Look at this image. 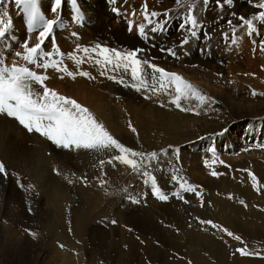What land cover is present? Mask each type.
<instances>
[{
	"label": "bare ground",
	"instance_id": "1",
	"mask_svg": "<svg viewBox=\"0 0 264 264\" xmlns=\"http://www.w3.org/2000/svg\"><path fill=\"white\" fill-rule=\"evenodd\" d=\"M153 1L154 2L152 3L142 0L141 5H139L138 3H133L134 2L133 0L132 1L129 0L127 6L129 5L128 7H130V5L133 3L140 7H143L146 3L147 7H150L152 5H156L161 8L166 7L165 8L166 10H164V8L162 10L164 12L169 11L168 15L167 16L161 15L160 17H151L153 24L150 25L148 24V21L145 20L144 18L143 9L139 7V9L133 12L136 15H134L135 21L133 20L131 21L132 28L130 31L129 23H128L129 20L125 24L119 22L122 19L120 20L118 19L117 22L116 20L115 21L112 20L113 13L111 9L115 8L117 10V6L122 5L125 2V0H115L114 3L112 2V0H76L75 4H73L72 0H61V5L59 8L56 9V12L52 11V9L56 7L55 0H37V6L39 8V11L45 17V19L58 20V23L54 26L53 32L45 41V44L43 45V49L45 52H54V48L52 49L53 46V43L51 42L53 40L52 38H54L53 41L55 42L56 46H58V44L72 46L73 44L76 43V36H73L72 33H75V29H80L83 30L82 31L83 35H81L82 39L91 40L95 38L97 39V41L98 40L105 41L107 44L110 45V47L112 46L113 48H116V46L118 47L120 46L123 49H125V50L121 49L123 51L141 49L144 47L148 50V54H149L148 57L152 58V60H150L151 62L165 61L168 64L167 66L168 68L181 70L184 74L189 75L192 79H196L195 76L198 74V72L202 71L203 68H210V71L224 69L223 63L226 60V56L223 53L224 50L226 49L220 46L217 47L216 50L212 51L211 58L208 56V53H205L203 55L200 53L198 54L197 51L199 50L200 52L199 48L207 47L209 42L205 43L201 40H195L194 38L189 36V34L187 33L188 29L186 32L185 30L186 28L181 27V24H183L182 21L181 20L179 21L178 18H176V16L172 15V13L176 14L177 12H171L170 10H167L172 7L175 11H177L183 9L184 6L177 5L176 0H153ZM184 1L185 0H182V3L186 5V2L184 3ZM261 1L262 0H245L241 2L240 0L239 1L237 0L234 7H232V10L239 14L246 15L249 14L251 11H255L257 3ZM168 6L171 7L167 8ZM152 9L153 8H151L150 11H153ZM4 13H6L7 15H3ZM211 16L213 18L215 17L214 12H211L210 17ZM77 17H79V19ZM0 19H3V21L5 22V27L3 28L4 34L0 35V66L11 67L13 64H16L21 67L33 66L34 70L37 71L38 73L40 74L48 73L52 76L56 75L55 73L59 72L53 67H49L47 69H43V68L35 69V66L29 65L26 61L23 60L22 56L17 57V59L14 61H11V59L7 58L5 52L9 51L10 49H15L14 51H16V49L18 48H23L25 43H27L29 46H32L35 43V37L38 35V32L31 30L28 14L25 11H23V9L20 6L16 5L14 0H3V2L0 3ZM65 20H68L70 22L69 26L66 28L71 30V32L63 28L64 26L63 23L65 22ZM157 20H159L161 24H163L166 20L167 22L174 21V25L176 27L180 25L179 26L180 28L182 29L185 28V29L179 30V28L177 27L178 29L176 28V30L175 29L173 30L172 29L173 26H172L171 32L169 34H166L165 32H163L160 35L153 34L152 37L155 44L152 46L154 47H148L145 45L146 43L144 44L143 42H141L139 38V36H141L139 34V25H141V23L143 22L146 33L149 32L153 26H155ZM123 21L125 22V20ZM144 21H146V23H144ZM213 24L216 25V23ZM261 27L262 29H264V25H261ZM149 36H151V34ZM185 38H187L188 42L182 44V41ZM224 45L226 46V44ZM168 47L174 48L176 54L175 56L167 55L169 54L167 53V51L162 52V49ZM239 48L241 49V47ZM236 50L234 49V51ZM20 51L21 54H24L26 52L25 50H20ZM81 51L83 50L81 49ZM249 51H251L250 48L248 49V55L255 54L254 56L256 57L255 59H252L254 60L253 64L246 63V65L243 66L244 64H242L241 62L238 63L235 60L237 58L234 57L236 53L232 52L229 61L230 65H228L227 67L229 71H236L235 74L237 73L238 75V73L241 70L244 71L250 70L251 67L253 68L256 67L255 66L256 64H259V66L262 64L260 66L261 67L260 69L264 70V55H263L264 52L260 54L261 52L258 51L257 52L256 51L249 52ZM239 52L240 51H238V53ZM54 56H55L54 60L57 62L62 61L63 62L62 64H65L64 62L68 58L67 57L66 60L64 61L63 58L58 59L56 54H54ZM247 58L249 59L250 57L247 56ZM42 62L49 63L48 59L43 57H42ZM90 62L91 61L88 60V62H86V65L87 63L90 64ZM62 64L60 66H62ZM196 65H198L197 67L200 68L196 67L197 69H195L194 66ZM243 67H247L248 69L245 68L243 69ZM257 72H259V70H257ZM192 74H196V75L193 76ZM60 75H62L61 72ZM231 77L233 78V76ZM249 78L252 81L260 80L259 78H251V77ZM150 81H151L150 83H152V86L153 85L157 86L158 83L157 81H153L152 79H150ZM44 83H46V81ZM261 83L264 84V82ZM252 84H254V82ZM98 85H96L94 88L88 86L87 87L88 90L83 87L82 90L86 91L87 93L89 90L94 89L95 91L94 96L87 101L89 103H92V105L96 107L94 108L100 117V118L97 117L96 119L99 118L101 122L105 123V125L111 129L112 132H117V134L119 135L118 138L120 140H125L128 143V139H131L130 136H134L136 138L135 143L137 142L136 145L146 141L153 143V141H149L150 137L149 138L146 137L147 135L146 131H148V134L151 135L152 137L155 134H159L167 138L165 144L160 145L161 141L158 143L157 141H154L155 143L153 145L151 144H150L151 146L148 145L150 150L153 149V146L154 148L161 150L160 152L157 151L160 153L157 154V159L148 162L151 166L155 167L156 165L159 167H164L163 168L164 170L165 169L172 170V168L176 166V161H177L175 153L181 152L180 158L184 169H186L187 171H191L192 167L196 166V168L198 169L200 168L199 171L201 172L203 171L202 169L204 164L215 163L216 158L214 153L221 151L220 149H226L228 147H231L236 149L238 148V150H240L241 152L243 151L244 157L241 158L240 161L227 165L225 164L219 165L217 169L220 170L212 169L211 168L212 166L210 167L209 173L206 172V175L203 177L202 185L203 188H205L202 193L203 197L200 199L198 204L196 203V206H192L194 209V214L196 215V222H194L193 224H189L187 226L185 225L182 226L186 228L185 231H187L186 234L188 235L187 243L190 244V246L194 245L195 241H194L193 233L194 231L196 232V230L198 229L205 234L206 241L210 242L212 241L211 239H213L214 241L219 243V241L221 240L222 242L225 243L224 247L226 249L229 247L232 252H237L236 248L240 249V244L236 240L227 237H225V239L222 240L220 239V236L215 234V231L220 229L219 226L221 227V229L223 228L230 229V227H232L235 230H239L236 226H234L231 223L230 214L232 213L236 214L237 210H241L243 213L242 217H245L246 226H250V228L245 229L246 235L251 238H254V240L251 241L250 243L251 244L254 243L264 247V237L262 238V241H259V238H261L260 235L264 236V195L259 196L256 194L257 190H260V193H264V186L261 185V181L264 180V178H261V176L264 177L263 176L264 174L263 175L260 174L262 172L261 171L262 167L259 169L260 163L256 159L250 158L251 156L250 155L248 156L249 153L245 154L248 151V150L246 151V149L248 148L252 149V147L259 146V144L261 145L260 148L259 149L255 148V149H258V151L264 153V88L260 87L261 85L256 86L258 88L255 89L250 86L248 87V90L247 88L245 89L244 86L241 84H238L237 86L236 85L235 86L222 85L219 87L216 86L217 88L214 86L215 88L213 90H208V88L210 87H198L193 85L204 96L210 97L211 99L204 103H201L199 100L195 98L182 100L181 101L182 106L184 108H190L192 109V111H181L180 108H177L176 105L171 102L174 98V95L176 94L170 92L169 90L163 92H161L160 90L157 91L151 90V92L149 93L151 97H156L155 102L150 104L149 102L143 101L144 103L141 108L142 109L141 114L139 112L137 114L136 112V115H138V117L135 120H132L136 128L138 129L137 132L136 131L133 132L128 128V124L126 121L129 119L130 116L127 114V112L123 111V107H122V104L124 102L131 101L132 98H135L133 95V90L129 88H125L126 90L122 92H118V94L121 93L123 95V98L120 99L121 96L119 97V95L117 97L118 99L114 98L116 106H113L112 102L111 101L109 102L110 99L109 100L106 99L108 97V96L106 97V95L109 94V92L105 93L104 95L99 91ZM35 86L34 87L37 90L42 91L40 85L36 84ZM101 87H103L104 89L107 88L108 90L109 87L111 86H109V84L108 86L106 84H102ZM253 91H255L257 95H253ZM197 112L199 113L198 115L196 114ZM156 129H158V131ZM154 130H156L157 133H154L153 132ZM252 136L254 138H252ZM203 146H205L206 148L202 149ZM174 149L176 150V152H174ZM154 150L156 151V149ZM163 150H166V153ZM0 156L8 165L11 164L16 167L17 163H19L20 161L21 164L24 163V166L26 168H30V170L28 171L29 173H27L28 175L26 176V178H23L22 180H26L28 182L34 180L35 182H38L40 184L41 194H43V197L44 196L46 197V203H48L50 207L48 209V212L46 213L48 217L47 219H45L46 220L45 226L46 229H48L47 231H49L48 233L52 234L53 237L49 238L50 243L48 247H46L47 250L44 252L43 255H41L40 264H86L87 263L86 259H88L86 254L88 252L87 242L89 241L94 242L95 240H98L103 245V243L106 241L105 232L102 230L101 227L95 224L96 218L93 217H96L101 213L103 214L105 211L104 209L110 206V205H106L102 209L103 205L101 204L103 201L108 199L109 197V196L107 197L108 192L110 191L113 192L115 188H118V185L120 183L122 185L125 183L126 175L128 174V170H129L128 166L119 163L118 167L114 166V168L112 169V167L107 163L103 165H101L100 163L98 164L97 163L98 160L96 158L89 159L85 164L86 171L88 172L85 173V175H89V177L87 178L85 177L87 179V186L84 187L85 185L84 181H83L84 185H82L81 183L83 182H81L80 180H76V181L74 180L76 182L75 193L81 195V197L79 198H83L82 201H84L87 204V206L85 204V207L88 208L87 210H85V208L82 206L83 203H81L80 206L78 205L79 207L78 206L74 207V209L71 211V217H70L71 221L69 218H68L69 220L67 219L68 221H70L69 222L70 225H69V223L65 220L63 216V210L65 206H68V203L73 201V198L69 192L67 185H63L62 184L63 181H61L62 179L61 180L59 179V177L61 176L58 175L59 176L58 177L55 176L56 174L54 175L52 173V168L56 167L59 170H61L60 172L69 171L70 173L72 171H75L76 173V170L73 167L76 166V160H78L79 158L78 155H77L78 157L76 158V150L75 149L68 150L62 147H58L54 142H52L51 140L47 139L42 135L37 134L35 131L29 132L15 118L9 117L6 114H0ZM95 163L101 165L100 166L101 168L99 166L93 165ZM217 164L218 163H216V165ZM93 166L95 167V169L97 168V170L93 169ZM91 171H94V173L91 174ZM132 171L134 170L132 169ZM213 172L218 173V175H212ZM249 172L254 174L257 178L258 183L256 187L253 186L254 182L249 176ZM2 176L4 177V175ZM187 178L189 179L188 176ZM187 178L186 176L184 177V182L190 183L191 182L190 179L188 180ZM174 182L176 184V187L178 186L177 188H180L181 183H179L178 181H174ZM216 189L220 191L217 193L221 194L222 196H219L217 193H215ZM120 190H123V188ZM144 197H146L144 198L145 200H148V195ZM109 200L111 199L109 198ZM204 200H206L207 202H204ZM79 201H81V199ZM231 201L233 203H237V204L239 203L240 205H236L234 207L235 210H233V207L230 208ZM241 201H244V203L242 204ZM70 204H72V202ZM209 204H211L212 208H214L212 209L210 207L211 211L212 210L215 211L217 208H219V210H223L221 212L223 215V219L220 220V222L216 220L212 221L215 225H217V227H212L211 224L201 223V221L211 220L208 217ZM171 205H173L171 208L174 207L173 211L175 212L176 215H183V213L185 212L184 210L185 208L182 207L183 203L181 204V202L176 201L175 203L173 202V204ZM200 206H205L204 208L207 210V212L200 210V208H202ZM127 210L129 211H126L124 207L117 209V214L119 216L120 224H121L120 226L124 228L130 226L137 228L138 220L136 218L138 216V213H134V211L130 210V208ZM225 210L228 212H226ZM9 212H5L6 214L5 213L4 214L9 215ZM190 212H192V210H190ZM192 213L191 215H193ZM11 217H12L11 220L12 222L14 219L13 216ZM83 229L88 231L86 240H83L84 236L82 237L81 231H83ZM248 229H253V231L249 232ZM69 230H73L76 236L74 235L72 238H69L67 233V231L70 232ZM162 235L164 234L162 233ZM194 235L196 236V234ZM55 236L56 238H54ZM61 242H63L64 244L63 248L62 246L61 248L59 247ZM196 244L197 242L195 243V245ZM237 254L240 253L239 252L235 253V255Z\"/></svg>",
	"mask_w": 264,
	"mask_h": 264
},
{
	"label": "rangeland",
	"instance_id": "2",
	"mask_svg": "<svg viewBox=\"0 0 264 264\" xmlns=\"http://www.w3.org/2000/svg\"><path fill=\"white\" fill-rule=\"evenodd\" d=\"M133 1H134L133 3H138L139 5H141L142 0H133ZM145 1L152 2V3L154 2L153 0H149V1L145 0ZM236 1L237 0H233V3L231 6L225 4L224 7L221 8L217 5L216 0H209V4L207 6L203 5L202 0H190V1L185 0L184 3L186 2V4L192 3V2L195 3L194 14L196 15V17L199 21V24H198L197 28L195 29V31L197 32V35L195 37H192L190 35V32L189 31L187 32V29H188L187 27H185L186 29L185 28L182 29L179 27L180 25L177 26L179 28V30L185 29L186 32L189 34V36H191L195 40H201L205 43L209 42L207 47L199 48L200 52L198 50L197 51L198 54L200 53L203 55L205 53H208V56L211 58L213 50H216L217 47H219V46L224 47L226 50H224L223 54H225L226 60L223 63L224 64L223 70L210 71V68H203L202 71L198 72V74L196 73L198 76L196 74H192L193 76L196 75L195 76L196 79H192L189 75L184 74L181 70L168 68L167 67L168 64L165 61L152 62V63L156 64L160 68L167 70L168 72H173V73L179 74L181 77H183L184 80L190 82L192 85H195L198 87H210V88H208V90H213L216 86L217 87L222 86V85L223 86H227V85H229V86H235L236 85L237 86L238 84L243 85L245 89L247 88V90H248V87H250V86L255 89V88H258L256 86L261 85L260 87L264 88V84L261 83V82H264V70L260 69L261 68L260 66L262 64L260 66H259V64H256L255 66L257 67V69H256V67H254L255 69L253 67H251V68L249 67L250 70H247V71L241 70L238 73V75H237V73L235 74L236 71H229V69L227 68L228 65H230L229 61H230L232 52L236 53L235 56L233 55L235 58L237 57L235 60L238 63L241 62L242 64H244L243 66H245L246 63L253 64L254 60H252V59L256 58L254 56L255 55L254 53H253L254 55H252L251 53H250L251 55H248V49L249 48L251 49V51H249V52H252V51L257 52L258 51V52H261L260 54H262L264 52V50H261V43L264 42V40H263L264 29H262L261 25H264V22L259 21V20H254L253 24L255 27V31L251 35H249L247 26H240L242 24V22L239 19V17H241V16H243L247 19H252L254 16L258 15V13L260 11H264V9H259L256 6V10L251 11L249 14H246V15L239 14V13L232 10V7H234V5L236 4ZM240 1L243 2L245 0H240ZM221 2H223V0H221ZM262 2H264V0H262L259 3H262ZM128 3H129V0H125V2L122 5H118L117 6V13H116V11H113L114 8L111 9V11L113 13L112 20H114V21L116 20V22H117L118 19L119 20L122 19L119 22H122L124 24L128 20H129V22H131L132 20L135 21L134 15H136V14H133V12L135 10L139 9L140 6L132 3L131 4L132 6L130 5V7H131L130 8V7H128L129 5L127 6ZM169 7H171V6H168L167 8H169ZM185 7L186 6H184L183 9L177 10V11H175L172 7L170 9H167V10H170L171 12H177L176 14L172 13V15L176 16V18H178L179 21L181 20L182 23H184V19L187 15V9ZM140 8L143 9V7H140ZM151 8H153L152 9L153 11L156 10V12H160L162 15H163V13L166 12V11L164 12L162 10L163 8H164V10H166L165 9L166 7L161 8V7H158L156 5H152L150 7H147V10L150 11ZM158 10H161V11H158ZM162 11H163V13H162ZM167 12H169V11H167ZM211 12H214V14H215L214 18L212 16H211L212 18L210 17ZM143 13H144V11H143ZM76 15H77V13H76ZM216 15H217V17H216ZM210 18L212 21L210 20ZM213 19H215V20H213ZM234 19H235V21H234ZM123 20H125V22ZM66 21H67V23H66ZM229 21L232 22L231 25L228 23ZM69 23L70 22L68 20H65V22L63 23V25H64L63 28H65V30H68L71 32V30L66 28L69 26ZM144 23H146V21H144ZM213 23H216V25ZM141 24H143V22ZM162 25L164 28L162 27V29H160V30H157L155 32H152L150 30L149 32H146L147 38L139 36L141 42H143L144 44L146 43L145 45L148 47H154V46H152L155 44V42L153 41V37H152L153 34L160 35L163 32H165L166 34H169L171 32L172 26L174 27V28L172 27L173 30L174 29L176 30V28H177L174 25V21L167 22V20H166ZM213 25H215V26H213ZM233 26H236L235 32H233ZM209 27L210 28L212 27V28L210 29ZM207 28L210 30H208ZM79 30L80 29H75V33H77V36H76V43L73 44L74 46L73 45L72 46L71 45L66 46V45H62V44L59 45L58 44L57 47H59L60 52L63 53L64 55L61 56L59 54H56L58 59L63 58L64 61L68 57L67 60L64 62L65 64H62L61 67L66 66L68 71L75 73L76 74L75 78L68 76L67 73H65V72H61L62 75H60V71L55 73L56 75H54V76H52L48 73L47 74L43 73L44 75H46L48 77V79L46 80V83H45L46 86L48 88L56 91L60 95L75 99L82 106L88 108L89 111L94 115L95 118L99 117V114H97V112L95 110L96 107L94 105H92V103H89L87 101L91 97L94 96L95 91L93 89V90H89L86 93V91L82 90L83 87L85 89H87L88 86L94 88L96 85L99 84L98 85L99 91L101 93H103L105 95V93L109 92V94L106 95V97L108 96L109 98L107 97L106 99L107 100L110 99L109 102L111 101L113 106H116L114 98L118 99L117 98L118 95H119V97L121 96L120 99L123 98V95L121 93L118 94V92H122V91L126 90L125 88L132 89L133 95L135 98H132L131 101L124 102L122 104V107H123V111L127 112V114L131 117V119L129 117V119L126 121L128 124V128L131 130V128L129 127V124H131V126L134 127L136 129V132H137L138 129L136 128L134 122L132 121L138 117V115H136V112H137V114H138V112L141 114V112H142L141 108H142L144 102H149L150 104H152L156 100V97H151V95L149 93V92H151V87H152V83H150L151 82L150 79L148 80L149 87L141 88L138 91L135 87L130 86V85H133L136 83L135 81L132 80L130 71L125 72L123 69L113 70V68L111 66H108L107 70L105 71V69L101 65H97L95 63L96 59H102V58L97 56L95 53H92L91 50L93 48H95L96 45H98V44L101 45L102 47L108 46L107 48H109V49H116L117 48V50H120V51H123L125 49H123L120 46L119 47L116 46V48H113L112 46L110 47V45L107 44L105 41H99V40L97 41V39H95V38L91 39V40L90 39L89 40L88 39L87 40L82 39L81 35H83V33H82L83 30H80V31ZM260 31H262V32H260ZM150 34H151V36H149ZM225 34H227V36ZM233 36L239 38L237 40V43H235V44L232 43ZM52 39L54 40V38H52ZM53 40L51 41L52 43H53ZM224 44H226V46ZM77 45L79 46V50L77 48ZM172 47H170V48L168 47V48H164V49H172L174 51V48H172ZM239 47H241V49ZM83 48H88L89 53H85L84 51H81V49L83 50ZM52 49H53V46H52ZM121 49H123V50H121ZM141 49H143L144 51L138 53V58L142 59V60L143 59L152 60L151 57H148L149 56L148 50L144 47ZM234 49L235 50L237 49V50L234 51ZM10 50L5 52V55L7 58L11 59V61H14L17 59V57H19L16 54L21 53L20 50L26 51L25 47L18 48V49H16V51H14L15 49H10ZM73 51H74V53H73ZM238 51H240V52L244 51V52L242 54V52L238 53ZM68 52H70V53L72 52L74 55L76 54L75 56L78 59H82V60L85 59L84 63L77 64L75 60L71 59L68 56ZM7 54H9V55H7ZM167 55L172 56L170 54H167ZM263 55H264V53H263ZM89 56H92V59H89ZM247 56H249L250 58L248 59ZM260 56H262V55H260ZM54 58H55L54 55L51 57H47L49 63H51V61H55ZM87 59L91 62H90V64L87 63V65H86V62H88ZM197 66L198 65L194 66L195 69L200 68ZM31 68H33V70H34L33 66ZM244 68L248 69L247 67H243V69ZM257 70H259V72H257ZM80 71L88 72L90 74V78L79 75L78 73ZM100 71L105 72V74L101 75ZM149 71H151V70H149ZM230 73H232V74H230ZM230 75L233 76V78ZM236 76H237V78H236ZM61 77H63V78H61ZM100 77H102V78H100ZM110 77H115V79H112ZM249 77L259 78L260 80L252 81V80H250ZM121 80H123V83L120 82ZM256 81H258V82H256ZM246 82H248V83H246ZM253 82H254V84H252ZM102 84H106L107 86L109 84V86H111V87H109V89L107 90V88L104 89L103 87H101ZM126 84H127V86H126ZM156 87L159 88L158 83H157ZM167 90L176 94L174 91V88H168L166 90H160V91L163 92V91H167ZM81 93H83V94H81ZM83 97L85 98V100ZM129 104H131V105H129ZM137 108L140 110H138ZM134 115H136V116H134ZM99 118L97 120L99 122H101V120ZM103 124L105 127H107L105 125V123H103ZM107 130L109 132H111V134L115 138L119 139L118 138L119 135L117 134V132H112L111 129L108 127H107ZM156 130L158 131V129H156ZM156 130H154L153 132L157 133ZM37 134H39V133H37ZM146 134H147L146 135L147 138L150 137L149 141H153V143L146 141L147 145H146V142H142L143 144L141 143V144L136 145L137 142L135 143L136 138L134 136H130L131 139H128V143L125 140H120V139L119 140L125 146L132 148L135 151H140V152H144V153L149 152L150 153V152H153L154 149H156V151L154 150V152H157V151L160 152L161 150L154 148V146H153V149L150 150L148 145L149 146L153 145L155 143L154 141H157V143L161 141L160 145L165 144L167 141V138L165 136H162L159 134H155L152 137L151 135L148 134V131H146ZM160 138H161V140H160ZM252 138H254V137L252 136ZM260 146L261 145L259 144V146L252 147V149L251 148L246 149V151L247 150L248 151L247 152L245 151L246 152L245 154L249 153L248 156L250 155L251 156L250 158L256 159L260 163L259 169L262 167L261 168L262 172L260 174L263 175L264 174L263 173V171H264V166H263L264 165V153H262L261 151H258ZM205 148H206L205 146L202 147V149H205ZM221 148H222V146H221ZM255 148H258V149H255ZM220 150L221 151L214 153L215 158H216L215 163L214 164L213 163L204 164L203 169H202L203 171H201V172L199 171L200 168L198 169V168H196V166L195 167L193 166L194 168L192 167L191 171H187L186 169H184V167L182 166L181 158H180L181 152L175 153L177 161H176V166L174 168H172V170L171 169L170 170H166V169L164 170L163 169L164 167H159L156 165L154 167V166H151L149 163H147L146 169H141V171H132V168L128 166V169L130 171L128 170V174L126 175L125 183L123 185L120 183L121 185L119 184L118 188L114 189V191H113L114 193L112 191L108 192L107 193V197L109 196L108 199L103 201L101 204V205H103L102 209L106 205H110V206L108 208L104 209L105 211L103 214L101 213L100 215L93 217V218H96L95 224H97L99 227H101L102 230L105 232L106 241L103 243V245L98 240H95L96 241V242L94 241L95 243L92 241L87 242V244H88L87 245L88 246V252L86 253L87 258H88V259H86L87 263L88 264H199V263H201V264H264V247L257 245V244H254V243L253 244L250 243L251 241L254 240V238H251V237L246 235L245 229L250 228V226H246L245 217H242L243 213L241 210L236 209L237 210L236 214L235 213L230 214L231 223L234 226H236L239 230H235L232 227H230V229L229 228L221 229V227L219 226L220 229L215 231V234L220 236V239H222V240L225 239V237L236 240L240 244V248H244L245 251L247 253H249L248 255H241V254L235 255V253H237L238 251L232 252L229 247H228L229 249L228 248L226 249L224 247L225 243L222 242L221 240L219 241V243L214 241L213 239H211L212 240V241H210L211 243L209 241H206L205 234L202 233L198 229L196 230V232L194 231V233H193L194 241H195L194 245L196 242H197V244L195 246L194 245L190 246V244L187 243L188 242V240H187L188 235L186 234L187 231H185L186 228L182 225L187 226L189 224H193L194 222H196V215L194 214V209L192 206H196V203L198 204L200 199L203 197L202 193H203V190L205 188H203L202 184H203V177L206 175V172L209 173L211 166H212L211 167L212 169H217V167L219 165L232 164L234 162L240 161L241 158L244 157V152L242 151L243 152L242 153L240 150H238V148L236 149V148L228 147L226 149H220ZM159 152H157V154H160ZM174 152H176L175 149H174ZM83 154L84 155L86 154V155L84 156ZM117 154H119V153L116 152L115 150L108 151V152H96V151H91V150L79 149V150H76V158L79 156L80 159L78 158V160H76V166H73L74 169L76 170V173H75V171H72L70 173H69V171L68 172H63V171L60 172L61 170H59L58 168H56V167L52 168V173L54 175L56 174L55 176H58V175L61 176V177L58 176L59 179L60 180L62 179L61 181H63V183H62L63 185H67L69 192L73 198V201H71L72 204H70L71 202L68 203V206H65L64 210H63V216L68 223L71 221V219H70L71 211L74 209V207H76L78 205L80 206L81 203H83L82 206L85 208V210H87V208H88V207L87 208L85 207L86 203L84 201H82L83 198H79V197H81V195H78L75 193L76 192V187H75L76 186V182H75L76 180H80L81 182L84 181L85 185H84V182L81 184L84 185V187L87 186V179L86 178L89 177V175H85V173H88L86 171V165H85L87 163V161L91 158L92 159L96 158L98 160L97 163L99 164L100 160L108 161V159L111 156L117 155ZM91 155H92V157H91ZM217 161H219V162H217ZM0 162H2L5 165V172L7 173V175H5L4 173H0V264H38V263L40 264L41 255L44 254V252L47 250L46 247H48V245L50 243L49 238L53 237L52 234L48 233L49 231H47L48 229H46V226H45V224H46L45 219H47V217H48L46 213L48 212V209L50 207H49L48 203H46V197L45 196L43 197V194H41V190H40L41 188H40V184L38 182H35L34 180L29 181V182L26 180H22L23 178H26V176L28 175L27 173H29L28 171L30 170V168H26L24 166V163L21 164L20 161H19V163H17L16 167L14 165H11V164L8 165L5 163V161L2 159L1 156H0ZM97 163H95L93 165L100 167L101 165H98ZM119 163L120 162H118V161H113L111 164H109V163H107V164H109L113 169L114 166L118 167ZM216 163H218V164L216 165ZM167 164H168V162H167ZM78 169H79V171H78ZM93 169H95L94 166H93ZM55 170H58V171H55ZM95 170H97V168ZM185 170H186V172H185ZM217 170H220V169H217ZM144 171H147L149 173V175H144L143 174ZM126 172H127V170H126ZM93 173H94V171H91V174H93ZM62 174H64L65 177ZM2 175H4V177ZM185 176H186V178L188 176L190 181H191L190 183L187 182V184L194 186L196 188V190L199 193H201L200 197L197 196L193 192H186V191H183L181 188H177L178 186L176 187V184L174 181H178L179 183H183ZM132 177H134V178H132ZM1 178L4 180H2ZM82 178H83V180H82ZM135 178H137V179H135ZM261 178H264V177L261 176ZM29 185H31L32 187L29 188L28 187ZM261 185L264 186V180L261 181ZM124 187H125V189H124ZM72 188H74V189H72ZM122 188H123V190H120ZM157 189L159 190V192L161 194L168 196V199L166 201L159 199L158 195L156 194ZM115 190H116V192H115ZM118 190H120V191H118ZM216 190H215V193L220 192V191H218V189H216ZM174 193H179V196L174 195ZM256 194L259 196L264 195V193H260V190H257ZM146 195H148V200L144 199V198H146V197H144ZM218 195L222 196L221 194H218ZM181 197H183V198L181 199ZM109 198L111 200H109ZM80 199H81V201H79ZM114 199H116V200H114ZM108 201H111V202H108ZM113 201H114V203H113ZM176 201L181 202V204L183 203L184 206L182 205V207L185 208L184 209L185 214L183 213V215H186L188 213L189 215L188 214L186 215L187 218H186V216H183V215H176L175 212L173 211L174 207L171 208L173 206L171 204H173V202L175 203ZM185 201H187V202H185ZM204 202H207V201L204 200ZM186 204H188V205H186ZM236 205H240V204L239 203L238 204L233 203L231 201L230 208L233 207V210H235L234 207ZM86 206H87V204H86ZM123 207H124V209H126V211H129L127 209L130 208V210L134 211V213H138V216L136 218L138 220L137 228L133 227V226L126 227V228L120 226L121 224H120L119 216L117 214V209L123 208ZM136 207H138V208H136ZM200 207H202V208H200V210L207 212V210L204 208L205 206H200ZM210 207L212 208L211 204L208 205V211H209L208 217H209V219H211L210 221L216 220V221L220 222V220L223 219V215L221 213L223 210H219V208H217L215 211H213V210L211 211ZM212 209H214V208H212ZM190 210H192L193 213L190 212ZM186 211H189V212H186ZM5 212H9V215H5L6 214ZM226 212H228V211H226ZM191 213L194 215V217H193V215H191ZM11 216H13V219H14L12 222H11V220H12ZM68 218L70 219V221H68L69 220ZM69 225H70V223H69ZM128 229H130V230H128ZM224 229H227V231L233 233V235L229 236L227 234V232L224 231ZM69 231L70 232L67 231L69 238H72L74 235L76 236V234L73 232V230H69ZM248 231L251 232V231H253V229H248ZM87 232L88 231L84 230V229H83V231H81L82 237L84 236L83 240H86ZM33 233L35 235H33ZM162 233L164 235H162ZM194 234H196L197 237ZM236 236H239L241 238V240L235 239ZM260 236H261V238H259V241H262V238L264 236L263 235H260ZM54 238H56V236ZM47 239H49V240H47ZM99 244H101V245H99ZM61 246L64 247L63 242L60 243L59 247L61 248ZM43 249H45V250H43ZM236 249H238V248H236ZM96 258H98V259H96ZM197 261H199V262H197Z\"/></svg>",
	"mask_w": 264,
	"mask_h": 264
},
{
	"label": "snow or ice",
	"instance_id": "3",
	"mask_svg": "<svg viewBox=\"0 0 264 264\" xmlns=\"http://www.w3.org/2000/svg\"><path fill=\"white\" fill-rule=\"evenodd\" d=\"M3 0H0L2 3ZM15 4L20 6L23 11L28 14L29 24L31 30L37 31L38 35L35 37V43L29 46L25 43L24 47L26 52L24 54L17 53V56H22L23 60L29 65H34L35 68L47 69L49 67L55 68L57 71L65 72L68 76L75 78V73L68 71L67 67H61L62 61H52L51 63L42 62V57H51L54 54L64 55L59 51V48L53 41L54 52H45L43 45L53 32L54 26L58 23V20L45 19V17L39 11L37 6V0H14ZM73 4L76 0H72ZM114 3L115 0H112ZM204 6L209 4V0H202ZM219 7L223 8L225 4L231 6L233 0H216ZM176 4L180 6H186L187 15L184 19V23L181 27H187L190 35L195 37L199 21L194 14L195 3H182V0H176ZM56 7L52 9L56 12V9L60 7L61 0H55ZM260 9H264V2L256 5ZM113 11H117L115 8ZM144 18L148 21V24H153L151 17H160L162 14L156 11L147 10V4L143 6ZM134 14V13H133ZM3 15H7L4 13ZM164 16L168 15L166 11ZM79 19V17H77ZM242 24L240 26H247L248 34L251 35L255 31L253 24L254 20L264 22V11H260L258 15L252 19H247L243 16L239 17ZM230 25L231 21L228 22ZM5 22L0 19V35L4 34L3 28ZM163 25L159 20L156 21L155 26L151 28V31L155 32L162 29ZM132 22H129V30L131 31ZM236 26H233V32H235ZM139 34L146 37L145 26L139 25ZM73 36H77V33H72ZM227 36V34H225ZM239 38L233 36L232 43H237ZM185 38L182 44L187 43ZM79 50V46H77ZM261 50H264V42L261 43ZM85 53H89L88 48H84ZM144 51L143 49H135L130 51H120L117 49H109L96 45L91 50L97 56L102 59H96L95 63L101 65L105 71L108 66H111L113 70L123 69L125 72L130 71L132 80L136 83L130 86L135 87L138 91L141 88H147L148 80L152 79L157 81L159 88L155 85L151 87L152 91L166 90L168 88H174L176 95L171 101L180 108L181 111H192L190 108H184L181 104L182 100L195 98L201 103L210 100V97L204 96L197 88H195L190 82L186 81L177 73L168 72L167 70L158 67L148 59H139L138 53ZM167 51L170 55L175 56V52L172 49H162ZM68 56L75 60L77 64L84 63V60L78 59L73 53H68ZM89 59H92L89 56ZM151 70V71H149ZM81 76L89 77L90 74L85 71L78 73ZM105 72H101L104 75ZM158 74V75H157ZM63 78V77H61ZM115 79V77H110ZM48 77L33 70L31 67H21L13 64L11 67L0 66V114H6L9 117L15 118L24 128L29 132H37L40 135L54 142L58 147H62L68 150H91L96 152H108L115 150L119 154L111 156L108 161L100 160V164L103 165L106 162L111 164L113 161H118L124 165L131 167L134 171H141L145 169L147 163L157 159L156 152L144 153L135 151L132 148L125 146L119 139L115 138L104 126L102 122H99L88 108L82 106L75 99L58 94L56 91L48 88L44 83ZM123 83V80L120 81ZM40 85L42 91L37 90L34 85ZM253 95H257L253 91ZM147 98V97H146ZM199 114L198 112L196 113ZM129 127L133 132L136 131L134 127L129 124ZM166 153V150H163ZM0 173L5 172V165L0 162ZM144 175H149L147 171L143 172ZM212 175H218L213 172ZM249 176L253 180V186L256 187L258 181L254 174L249 172ZM71 182V181H70ZM29 188L32 186L29 185ZM180 188L186 192H193L197 196H201V193L197 192L196 188L186 182L180 184ZM156 194L159 199L167 200L168 196L163 195L156 190ZM179 196V193H174ZM183 197H181L182 199ZM231 198V197H229ZM187 202V201H185ZM243 204L244 201H241ZM201 223L211 224L212 227H217L212 221H201ZM229 236L233 233L224 229ZM33 235H35L33 233ZM235 239L241 240L239 236ZM63 247V246H62ZM241 255H248L244 248L237 249Z\"/></svg>",
	"mask_w": 264,
	"mask_h": 264
}]
</instances>
